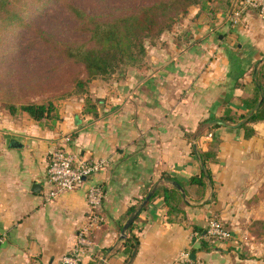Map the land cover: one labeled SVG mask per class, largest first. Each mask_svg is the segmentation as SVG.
I'll return each mask as SVG.
<instances>
[{
	"label": "crops",
	"instance_id": "0c3cea01",
	"mask_svg": "<svg viewBox=\"0 0 264 264\" xmlns=\"http://www.w3.org/2000/svg\"><path fill=\"white\" fill-rule=\"evenodd\" d=\"M194 13L190 22L197 19ZM198 19L196 27L184 30V43H179L181 37L161 43L158 60L150 58L143 70L128 72L133 77L123 97H116L109 109L104 106L109 103L93 99L95 117L82 114L78 99L69 108L59 105V121L51 128L38 126L25 113L12 117L0 110V264H58L87 222L91 184L104 190L97 210L102 221L89 232L93 246L83 264H125L121 229L146 187L165 181L162 176L186 185L199 174L195 152L212 144L207 126H199L226 104L244 113L237 103L250 95V67L264 56V17L249 11L237 27L222 17L217 24ZM177 33L176 28L167 37ZM235 59L246 70L238 79ZM253 128L249 140L235 126L215 131L219 145L216 162L209 164L211 183L203 198L189 202L191 208L184 207L175 221L167 220L161 197L141 211L133 230L138 250L129 264H173L179 253L198 244L192 227L205 229L211 217L231 232L233 242L194 254L196 262L228 264L237 240L253 238L249 226L264 221V124ZM64 144L79 158L106 159L108 165L47 201L49 156Z\"/></svg>",
	"mask_w": 264,
	"mask_h": 264
},
{
	"label": "trees",
	"instance_id": "16d2710c",
	"mask_svg": "<svg viewBox=\"0 0 264 264\" xmlns=\"http://www.w3.org/2000/svg\"><path fill=\"white\" fill-rule=\"evenodd\" d=\"M235 4L236 0H123L120 7H106L101 10L104 13H93L83 10L74 0H0V66L9 60L17 62L30 58L38 63L58 62L69 68L81 69L84 79L77 75L73 77L78 90L76 98L83 102L82 114L95 117L97 102L91 98L88 90L90 85L108 82L111 77H125L129 71L143 70L148 58L147 45L154 46L157 42H162L165 35L173 33L176 24L183 20L190 8L196 7L197 16L212 22L219 17L232 16ZM55 11L68 23L70 35L65 38H58L42 28V20ZM232 62L233 72L238 79L246 70L236 59ZM2 73L4 72H0L1 96L10 101L2 106L10 116L25 113L38 126L48 128L59 121L58 110L53 103L14 104L13 96L6 87L11 75ZM250 75L251 93L237 103L244 113L233 112L226 104L218 114L210 115L201 122L199 127L207 126L212 144L207 151L195 152L200 165L199 174L190 177L186 185L179 184L186 200L178 189L169 185L176 182L169 176H162L168 184L158 186L150 198L148 204L156 197L163 199L170 223L183 214L184 207H190L189 202H199L203 198L206 183H211L209 164L216 162L219 145V137L215 131L222 127L235 126L242 131L243 139L249 140L255 136L253 125L264 124V56L250 67ZM58 149L67 148L64 144L55 150ZM155 183L156 181L146 187L139 202ZM97 185L103 190L100 184ZM134 207L129 208L128 217ZM211 218L217 220L231 235L216 217ZM134 222L123 240V251L127 256L125 264L132 261L138 250V238L133 233ZM256 231L264 234V221L251 223L249 234L254 236ZM192 232L197 233L199 242L183 252H189L193 256L200 252L208 253L215 245L225 246L233 242L232 235L224 241L208 237L206 228L193 226ZM192 261L200 264L195 258ZM87 264H96V260Z\"/></svg>",
	"mask_w": 264,
	"mask_h": 264
},
{
	"label": "rangeland",
	"instance_id": "374dc122",
	"mask_svg": "<svg viewBox=\"0 0 264 264\" xmlns=\"http://www.w3.org/2000/svg\"><path fill=\"white\" fill-rule=\"evenodd\" d=\"M74 1L86 12L93 13H104L101 10L106 7H120L123 4V0ZM237 5L238 3L236 0L233 15L223 17L221 20L222 22L228 21L229 23L230 20L235 21V24L229 23L233 27H237V25L241 23L243 16L249 11L239 18L233 17L237 10ZM194 12L197 13L198 9L196 7L190 8L189 13L183 18V20L176 24L177 26L174 29L177 28L179 33L173 35V37H167V35H165L163 39H166V41L155 42L156 44L154 46L149 44L147 45V61H151V59L152 61L158 60L156 52L158 51V45L161 43L165 44V42L173 40L178 41V37H181L179 43H184L182 40L184 30L190 29L192 26L196 27L197 25L195 24H197L199 20V16H197L195 22H190L189 15L195 14ZM58 13V11L52 12L44 18L42 20V28L54 34L58 38H65L67 35H70L68 23L66 19ZM203 21L210 24H217L219 22V18L212 22L203 18ZM23 60L17 62L9 60L0 66V72H4L2 73L3 75H11L8 77V86L6 87L10 90V93L13 96L14 104L20 105L25 103H34L46 105L48 103H53L55 104L57 110L59 105H68L67 108H69V106L71 107L76 105V93L78 90L73 82V77L77 75L84 79V73H82L81 69L69 68V66H63L58 62L49 61L47 63H38L30 58H26L24 61ZM132 77V73H127L124 78L122 77L116 79L118 76L115 78L111 77L108 82H104L100 85H90L88 90L91 94V98L95 101L104 100L106 103L114 104L113 100L116 97H119V99L120 97H123V94H121L123 93V88H125L124 86L130 82ZM1 94L2 91H0V110L6 111L2 104L10 101L5 98L3 99ZM69 103H71V105ZM104 106H107V109H109L112 105L110 104ZM227 257L228 262L230 263L232 259L233 264H264V234H262L261 231H256L252 239L242 238L240 241L237 240L236 248L233 251V254H230L229 256L227 255Z\"/></svg>",
	"mask_w": 264,
	"mask_h": 264
},
{
	"label": "built area",
	"instance_id": "2783aa9c",
	"mask_svg": "<svg viewBox=\"0 0 264 264\" xmlns=\"http://www.w3.org/2000/svg\"><path fill=\"white\" fill-rule=\"evenodd\" d=\"M237 10L233 17L243 16L248 11L256 12L264 17V0H237ZM230 23L235 24V21ZM65 142H69L66 138ZM108 165L106 159L86 160L72 154L67 149L54 150L50 154L47 165L48 192L46 200L52 201L61 194L71 192L77 186L91 179L94 175L102 172ZM103 190L97 184H91L86 191V204L88 207L87 222L75 237L74 244L70 250L62 256L58 264H83V259L88 256L93 241L89 232L100 225L102 217L98 215L103 201ZM206 234L214 237L217 241H224L230 238V233L213 218L207 220ZM173 264H195L189 252H181L173 261Z\"/></svg>",
	"mask_w": 264,
	"mask_h": 264
},
{
	"label": "water",
	"instance_id": "95a60500",
	"mask_svg": "<svg viewBox=\"0 0 264 264\" xmlns=\"http://www.w3.org/2000/svg\"><path fill=\"white\" fill-rule=\"evenodd\" d=\"M163 183H165V181H159V182L155 183V185L148 192V194L134 207L132 213L129 215L128 219L126 220L125 224L123 225V227L121 229V235L123 237L126 236V232H127L128 228L130 227V225L137 219L138 215L141 213L143 208L148 204V202H149L150 198L152 197L154 191L158 188V186H160ZM169 185L178 189L180 191V193L182 194V197L184 198V200H186L184 191L177 182H172ZM188 204H190V203H188ZM193 205H197V204H193ZM190 258H191V260H193L194 256L190 255Z\"/></svg>",
	"mask_w": 264,
	"mask_h": 264
}]
</instances>
